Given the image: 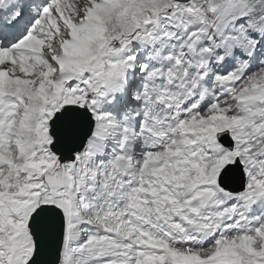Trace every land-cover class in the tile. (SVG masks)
<instances>
[{
	"label": "snow or ice",
	"instance_id": "1",
	"mask_svg": "<svg viewBox=\"0 0 264 264\" xmlns=\"http://www.w3.org/2000/svg\"><path fill=\"white\" fill-rule=\"evenodd\" d=\"M0 264H264V0H0Z\"/></svg>",
	"mask_w": 264,
	"mask_h": 264
}]
</instances>
